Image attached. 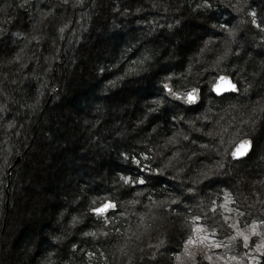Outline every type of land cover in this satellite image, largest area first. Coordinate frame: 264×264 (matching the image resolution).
<instances>
[{
	"label": "trees",
	"instance_id": "trees-1",
	"mask_svg": "<svg viewBox=\"0 0 264 264\" xmlns=\"http://www.w3.org/2000/svg\"><path fill=\"white\" fill-rule=\"evenodd\" d=\"M222 74L239 94L211 93ZM250 165L264 195V0H0V264H180L216 219L264 264L259 198L242 223L227 185Z\"/></svg>",
	"mask_w": 264,
	"mask_h": 264
},
{
	"label": "rangeland",
	"instance_id": "rangeland-1",
	"mask_svg": "<svg viewBox=\"0 0 264 264\" xmlns=\"http://www.w3.org/2000/svg\"><path fill=\"white\" fill-rule=\"evenodd\" d=\"M84 48V47H81ZM82 53H80L81 55ZM79 55V56H80ZM80 60L83 59L79 57ZM80 60H77V64L78 63H82V61L80 62ZM74 75V74H73ZM208 82V81H207ZM77 83V82H76ZM69 100V101H67ZM67 100L65 99V101H67L70 104V98ZM60 104H63V100L60 101ZM65 104V103H64ZM66 105V104H65ZM58 125V122H56ZM31 153V150L28 152V154ZM29 162V161H27ZM32 164V163H31ZM211 167V169H213L215 166L209 165ZM251 165L249 166V174L250 175V185L248 183H241L239 182L240 187L237 186V183L235 182H227V185L229 187V189L233 190V192L235 193V196L237 197V204L239 206V208L242 211L243 217H241V222L242 223H252L255 221V217L253 216V214H251V212L248 210V208L243 205V199H246L248 201V203L250 204L254 197H258V201L261 203L262 205V209H264V195L263 193H261L259 190H257L258 185H263V182L258 178H256L255 176H253V174L251 173ZM33 170L35 171L36 175L39 174L40 172L38 171L37 167H33ZM223 178L221 176H215L213 179V181H217V182H224L222 180ZM230 183V184H228ZM245 185H249L250 187H245ZM25 188H32V183H27L24 186ZM34 188V187H33ZM36 191V190H35ZM26 193V191H25ZM25 198L27 197L26 194ZM253 193V196H252ZM217 222L213 223L214 227H211L212 229L215 230H208L202 227H196V229L193 232L192 237H189L188 241L186 242V253L185 255H180L179 258L181 260L180 264H192L190 262L195 261L192 258V254L194 255H202V252L205 255H208L209 257H205L202 255V257L199 258L197 264H257V259H254L253 257H247L245 255L243 256H238L237 253L229 254V252H226V246L222 243L221 238L216 236V232L221 233L222 236H224L227 232V228L225 226V224L221 223L219 221V219ZM256 244L255 242H252V248H255ZM245 249L242 245V242L239 241L238 243V249L236 250V252H243ZM247 254V253H245ZM215 256H218L221 260V262H216V260H214ZM191 260V261H190ZM247 261V262H246ZM216 262V263H215Z\"/></svg>",
	"mask_w": 264,
	"mask_h": 264
},
{
	"label": "water",
	"instance_id": "water-1",
	"mask_svg": "<svg viewBox=\"0 0 264 264\" xmlns=\"http://www.w3.org/2000/svg\"><path fill=\"white\" fill-rule=\"evenodd\" d=\"M223 78V79H221ZM235 86L234 88L232 86ZM165 89V95L166 98L183 107H195L201 104L202 102V88L201 87H190L187 89H180L177 90L173 86L171 82H168L164 85ZM212 92L215 96L221 97L228 93H238V84L233 80L232 77L228 75H222L220 76L216 82L214 83L212 87ZM244 145L243 148H241V145ZM254 142L251 139H243L237 143V145L234 147V149L231 152V158L233 161H243L248 158V156L253 151ZM239 149V150H238ZM233 153H236L233 155ZM113 205L111 203H106ZM104 204V205H106ZM104 205L98 207L102 208ZM114 207H109L106 211L103 213L97 212L95 210L96 214L104 215L108 212H110Z\"/></svg>",
	"mask_w": 264,
	"mask_h": 264
},
{
	"label": "snow or ice",
	"instance_id": "snow-or-ice-1",
	"mask_svg": "<svg viewBox=\"0 0 264 264\" xmlns=\"http://www.w3.org/2000/svg\"><path fill=\"white\" fill-rule=\"evenodd\" d=\"M253 15H254V14H253ZM221 79H223V78H221ZM232 87L234 88L235 86L233 85ZM240 147L243 148L244 145L242 144ZM238 150H239V149H238ZM235 154H236V153H233V155H235ZM140 183H143V181L141 180ZM109 207H114V205L106 204V205H104L102 208L97 209L96 211H97V212H100V213H103V212L106 211ZM245 239H246V238H245Z\"/></svg>",
	"mask_w": 264,
	"mask_h": 264
}]
</instances>
